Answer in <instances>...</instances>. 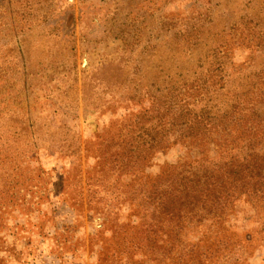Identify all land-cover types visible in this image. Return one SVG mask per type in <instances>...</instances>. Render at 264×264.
I'll list each match as a JSON object with an SVG mask.
<instances>
[{"label": "rangeland", "instance_id": "obj_1", "mask_svg": "<svg viewBox=\"0 0 264 264\" xmlns=\"http://www.w3.org/2000/svg\"><path fill=\"white\" fill-rule=\"evenodd\" d=\"M209 31L236 66L256 68L264 0H0V264L131 259L116 250L130 210L108 202L110 139L138 110L134 85L169 66L176 47L203 46ZM169 145L117 191L182 160L185 148L174 137ZM252 213L238 204L230 226L247 228ZM261 239L243 264H264Z\"/></svg>", "mask_w": 264, "mask_h": 264}, {"label": "trees", "instance_id": "obj_2", "mask_svg": "<svg viewBox=\"0 0 264 264\" xmlns=\"http://www.w3.org/2000/svg\"><path fill=\"white\" fill-rule=\"evenodd\" d=\"M214 32L203 46L176 47L169 66L134 85L138 94L128 100L140 102L138 110L122 117L110 139L108 202L123 199L130 210L118 234L124 246L116 250L131 259L119 264H139L132 260L139 257L151 264H243L256 251L255 238L264 241V90H257L264 60L256 68L236 66ZM253 38L264 57V34ZM171 137L186 150L182 160L119 193L117 183L145 171ZM211 145L220 149L216 157ZM238 204L253 212L247 228L230 226Z\"/></svg>", "mask_w": 264, "mask_h": 264}]
</instances>
